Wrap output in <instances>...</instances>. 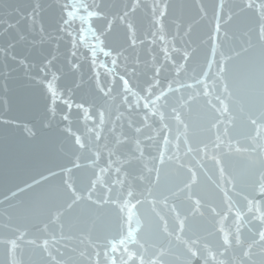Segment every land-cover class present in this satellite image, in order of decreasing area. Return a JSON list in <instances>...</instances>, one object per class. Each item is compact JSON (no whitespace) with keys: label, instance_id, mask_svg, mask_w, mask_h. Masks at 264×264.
Wrapping results in <instances>:
<instances>
[{"label":"water","instance_id":"95a60500","mask_svg":"<svg viewBox=\"0 0 264 264\" xmlns=\"http://www.w3.org/2000/svg\"><path fill=\"white\" fill-rule=\"evenodd\" d=\"M0 264H264V0H0Z\"/></svg>","mask_w":264,"mask_h":264}]
</instances>
